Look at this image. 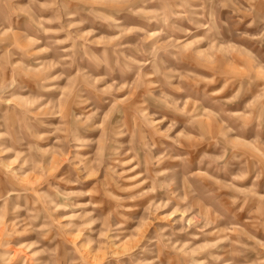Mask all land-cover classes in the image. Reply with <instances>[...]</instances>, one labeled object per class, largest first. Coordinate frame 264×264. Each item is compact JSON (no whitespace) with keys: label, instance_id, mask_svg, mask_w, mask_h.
<instances>
[{"label":"rangeland","instance_id":"obj_1","mask_svg":"<svg viewBox=\"0 0 264 264\" xmlns=\"http://www.w3.org/2000/svg\"><path fill=\"white\" fill-rule=\"evenodd\" d=\"M0 264H264V0H0Z\"/></svg>","mask_w":264,"mask_h":264}]
</instances>
